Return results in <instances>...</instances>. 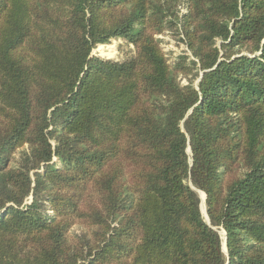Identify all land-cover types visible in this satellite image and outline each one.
<instances>
[{
	"label": "trees",
	"instance_id": "16d2710c",
	"mask_svg": "<svg viewBox=\"0 0 264 264\" xmlns=\"http://www.w3.org/2000/svg\"><path fill=\"white\" fill-rule=\"evenodd\" d=\"M181 4L0 0V264H264V0Z\"/></svg>",
	"mask_w": 264,
	"mask_h": 264
},
{
	"label": "rangeland",
	"instance_id": "374dc122",
	"mask_svg": "<svg viewBox=\"0 0 264 264\" xmlns=\"http://www.w3.org/2000/svg\"><path fill=\"white\" fill-rule=\"evenodd\" d=\"M186 0H182V4L178 7V13L182 14L186 12ZM159 39V45L164 52L165 57L169 63H172L175 58L181 54L188 55L192 58L191 52L189 51L185 41L184 36L179 33H173L170 30H165L164 32L155 35ZM219 42L217 41V44ZM134 54V46L128 43L122 38H113L108 43L96 45L92 51L91 55H96L101 58L111 59V60H124L130 58ZM177 80L180 84H186L187 80L184 76L178 75ZM200 206L201 210L204 212V194L200 192ZM84 229L80 225H74L72 230L74 232H79Z\"/></svg>",
	"mask_w": 264,
	"mask_h": 264
},
{
	"label": "water",
	"instance_id": "95a60500",
	"mask_svg": "<svg viewBox=\"0 0 264 264\" xmlns=\"http://www.w3.org/2000/svg\"><path fill=\"white\" fill-rule=\"evenodd\" d=\"M187 151H189V147L187 148ZM192 188L198 193L199 198H200V194H199V193L202 192V191L196 189L195 187H192ZM203 194H204V193H203ZM204 202H205V194H204ZM200 211H201L202 215L205 217V220L208 221L207 214H206L205 203H204V212H205V213H203V211L201 210V206H200ZM221 233L224 235L223 242H222V250H223L224 252H226V247H225V240H226V238H225V233H224L223 231H221Z\"/></svg>",
	"mask_w": 264,
	"mask_h": 264
}]
</instances>
